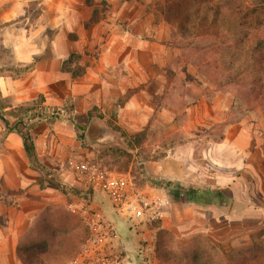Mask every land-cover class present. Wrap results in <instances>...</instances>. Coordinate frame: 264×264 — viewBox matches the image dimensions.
Returning a JSON list of instances; mask_svg holds the SVG:
<instances>
[{
	"label": "rangeland",
	"instance_id": "obj_1",
	"mask_svg": "<svg viewBox=\"0 0 264 264\" xmlns=\"http://www.w3.org/2000/svg\"><path fill=\"white\" fill-rule=\"evenodd\" d=\"M223 1L86 0L92 9L86 26L98 38L94 37L97 43L86 45L81 52L80 64L91 66L96 60L95 64L106 69L103 73V78L107 80L105 87H112V92L108 96V107L103 110L105 113L99 110L105 117L100 118L99 112L92 110L83 119L72 117L73 122L51 118L40 120L37 112L63 106L66 109L64 115L72 116L69 107L74 102L72 97L67 96L60 106H44V96V100L38 96L17 106L25 108L22 117L31 119L27 128L32 137L37 132H46L53 138L54 152H45L44 159L40 160L58 178L83 190L81 194L70 192V207L76 213L72 222L65 217L66 194L52 188L48 204L57 207L55 212L59 215V223H64L61 225L63 229L79 222L77 230L72 231L69 238L77 239L81 249L75 256L73 251H66L55 257H42L23 248L20 252V245L26 247L40 243L41 236L37 232L42 229V221H37L36 217L27 220L24 204L18 200V193H13L2 197L6 199V204L0 206V264H72L78 260L92 264H100L101 261L105 264H186L196 245L209 253L211 264H236L223 251L230 253L231 250L249 247L259 231L264 229V221L242 219L243 208L236 206L231 199L232 188L226 187L228 194L222 192L223 196L215 198L212 203L193 202L202 212L187 220V212L179 207V200L183 199L177 194L181 193L180 183L172 179L180 172L176 164L172 167L175 176L168 173L158 177L165 178L164 185L170 181L168 185L156 186L140 181L141 187H138L133 180L131 164L127 168V162L112 153L115 149L132 151L117 127L130 135L137 133L132 131L134 128L128 122L129 116L120 110L119 105L124 102L120 93L122 85L128 88L148 84L154 94L155 114L154 121L148 125L151 133L143 142L142 153L159 155L171 150V154L180 155L181 149L190 150L197 161L196 173L200 179L204 170L209 175L207 183L215 186L218 175L233 167L234 179H244L250 186L247 189L249 200L264 201V183L262 185L261 182V178L264 180V163H258L259 157L255 156L252 160L256 161L263 177L256 173L255 166L248 170L241 167L240 155L234 156L235 164L232 166H227L225 162L226 153L234 149L245 147L253 153L259 147L264 148V142L256 138L257 133L264 136V101L257 100L250 93L249 76L245 74V69L249 70L246 66L251 63L249 49L257 33L253 32L246 41H235L239 27L237 17L225 16L215 21L209 14L212 7ZM204 14L209 16L208 22L201 19ZM210 23L214 24L215 31ZM217 30L225 39L212 44ZM191 40L195 42L190 47L182 46ZM176 42H180L181 46ZM207 62L210 66L205 67ZM131 68L153 72L129 74ZM26 69L13 59L9 51L0 52V113L7 118L12 117L11 130L17 127L16 117L21 110L16 107L11 115L3 109L4 105L11 104L12 99L3 96L2 76L6 73L14 77L22 76ZM236 73H239L236 79L228 82ZM162 107L170 111L168 121L158 117ZM90 124L98 130L94 139L87 133ZM135 127L138 128L137 125ZM83 130L86 146L80 140ZM9 131L0 117L2 153ZM240 132L246 135L238 138ZM136 152L133 151V154ZM0 156L4 164L10 163L7 156ZM211 157L213 159L209 160ZM261 157L264 160V151ZM134 173L139 179L144 178L136 168ZM122 176L133 184L129 183V193L132 187L145 190H141L140 194L157 204L158 214L148 210L143 215H130L125 210L126 207L114 198L109 186L111 181ZM213 186L207 189L222 191ZM190 187L206 189L203 186ZM168 188L175 195L166 196ZM253 205H256L255 202ZM228 214L232 215V219L228 218ZM164 240L168 243V255L173 260L170 263L160 257L164 254ZM11 248L16 250L5 251ZM244 262L264 264V251L259 250L255 259Z\"/></svg>",
	"mask_w": 264,
	"mask_h": 264
},
{
	"label": "crops",
	"instance_id": "obj_2",
	"mask_svg": "<svg viewBox=\"0 0 264 264\" xmlns=\"http://www.w3.org/2000/svg\"><path fill=\"white\" fill-rule=\"evenodd\" d=\"M91 11V6L86 0H0V52L9 51L16 62L27 67L22 76L14 77L11 73L2 76L3 96L12 99L11 104L3 108L5 111L15 109L23 104V101L43 95L45 98L43 105L46 107L60 106L63 104L65 96L72 97L74 102L72 117L74 118L83 119L89 116V111L95 106L101 108L105 113V108L108 107V96L112 92V87H105L107 81L103 78V73L106 72L105 68L95 64L97 61L94 60L91 66L84 65L86 72L81 77H74L69 72L61 71L62 62L71 53H81L86 45L97 43L98 35L95 36L94 31H89L86 26ZM138 72L140 74L142 72L152 73L153 70L129 69V74ZM136 84L140 85L138 82ZM121 88L120 93L123 96L128 92L131 94L124 99L123 105H119L120 110L122 109L123 114L129 116L128 122L133 125V132L144 130L154 121L153 91L150 90L148 84L138 87L128 86V88L123 84ZM116 107L115 109H117ZM169 114L168 108L162 107L158 112V117L162 121H168ZM8 118L12 120L11 116ZM71 121L73 122V120ZM245 135V132H240L238 138ZM256 136L257 140L264 142L262 134L257 133ZM33 139L39 158L44 159V153L49 150L51 153L54 152L53 138L48 133L37 132ZM223 144L225 142L221 145ZM210 149L215 152L213 148ZM3 151V153L0 152V155L7 156L10 163L4 164L0 156V206L6 204V199H3V196L9 197L13 193H18L16 194L18 200L25 207L26 219H33L37 212L50 204L52 187L41 186L42 173L30 165L22 137L16 130L9 131ZM263 151L264 148L259 147L251 153L249 148L240 147L227 152L225 162L227 166H232L235 164L234 156L240 155L241 167L248 170L255 166L256 173L263 177L257 168L256 161L252 160L258 156V163L260 164L261 161L263 164L264 160L261 157ZM165 152L163 157L146 162V169L150 176L160 177L166 176L168 173L173 174L175 172L172 167L176 164L180 172L176 176L173 174L175 177L172 179L177 180L180 185L203 186L204 188L213 186L207 183L208 174L206 171L202 170V179L198 177L196 173L198 164L192 151L181 149L180 155L171 154V150ZM209 155L211 156L210 153ZM171 157L178 161H170ZM212 159V157L209 158V160ZM234 178L236 177L233 167L226 168L225 173L218 175L216 185L213 187L220 188L224 194H228L225 191L226 187L232 188L231 199L234 200L236 206L243 208L242 219L264 221V201L262 199L257 201L254 198L249 200L250 192L247 189L250 186L248 187L244 179ZM201 182L203 183L201 184ZM261 182L263 185V178H261ZM168 189V192L165 193L166 196L175 195L170 188ZM141 190L145 191L138 187L136 191L140 194ZM177 194L183 197L178 204L187 212L185 217L187 220L196 217L197 213L201 214V208L194 205L183 194ZM254 202L256 205H253ZM228 218L232 219V215L228 214ZM15 250L11 248L5 251L13 252ZM72 264L92 263L78 260ZM100 264L105 263L101 261Z\"/></svg>",
	"mask_w": 264,
	"mask_h": 264
},
{
	"label": "trees",
	"instance_id": "obj_3",
	"mask_svg": "<svg viewBox=\"0 0 264 264\" xmlns=\"http://www.w3.org/2000/svg\"><path fill=\"white\" fill-rule=\"evenodd\" d=\"M224 0L218 6L212 7L210 9L209 14L213 16L215 21L224 18L225 16L237 17L239 21L238 31L235 35V41H246V39L251 36L253 32H256L257 35L255 36L254 43L252 44L251 48L249 49L251 63H249L246 67L249 68L248 72L245 69V74L248 73L249 76V89L250 93L253 94L257 100L264 101V0ZM201 19L205 22L209 21V16L204 14L201 15ZM211 28L214 29V24L210 23ZM215 31V29H214ZM217 36L211 42L212 44H217L221 42V40L225 39L221 33V31H216ZM186 42V41H182ZM195 41H187L182 46L184 48L190 47ZM180 42H176L178 46ZM82 58L81 53L73 52L71 53L61 65V71L69 72L74 77H81L86 72V67L80 64V60ZM208 67L210 66V62L206 64ZM202 67V70L206 72ZM207 69V68H206ZM251 70V72H250ZM239 73H236L229 79L228 82H232L236 79L235 76H238ZM239 78V77H238ZM169 79V78H168ZM131 93L128 92L124 96V99L127 98ZM43 95H40L42 100ZM198 96V95H196ZM7 105H4L5 107ZM44 106L42 105V108ZM19 108V113L17 114V127H13L20 134L23 140L24 149L28 156L30 165L42 173L41 179V186L45 187H52L55 189L60 190L64 194L68 196V202L66 207V219L68 222H72L76 218V213L70 207L71 200L69 198L70 192H74L76 194L83 193L82 189L74 187L69 183L65 182L64 180L58 178L52 169H50L45 163H43L36 150V145L34 139L31 135L30 129L27 128V124L31 122V119L22 117V113L25 111L24 107H17ZM74 105L71 104L69 107V111L73 112ZM13 110V109H12ZM12 110L8 111L13 112ZM92 110L99 112V117H104L103 114L99 111L101 108L95 106ZM92 110L89 111V114L92 113ZM66 109L65 106L58 107V108H51L50 110L39 111L38 117L40 120L45 118L51 119H58V120H73L71 115L65 116ZM14 113V112H13ZM13 115L12 113H10ZM0 117L4 120L6 124V128H10V120L4 114L0 113ZM22 126V128H21ZM21 128V129H20ZM118 130L121 131L122 137L126 140L128 146L131 148L132 151L122 150V149H115L112 150L114 157H120L127 162V168L131 164L132 166V173H133V180L136 186L141 187L139 182L141 181L142 184L151 183L156 186H163V180L158 177H152L148 174L145 163L148 160H157L165 155L166 152L160 153L159 155H153L151 153H142L143 152V142L149 137V133H151V128L147 127L142 131H139L133 135H130L126 130L121 129V127H117ZM85 130H83L82 135L80 136L81 143L85 145ZM86 146V145H85ZM137 150L136 154H133V151ZM133 163V165H132ZM135 168L138 170V174H142L144 176L143 179H139L138 175H136ZM170 181H168L169 184ZM165 184V185H168ZM164 185V186H165ZM181 189V194H183L189 201L199 203V204H209L214 201L215 198L223 196L222 191L219 189L212 190V189H203L200 190L198 188L187 187L183 185H179ZM57 207L53 205H47L46 208L38 213L36 216V220L42 221V229L37 232L41 236L40 243H35V245H28L26 247H22L20 245V252H22V248L24 250L30 251L35 253L36 255L42 257H55L59 256L61 253L66 251H73L74 256L80 251L81 247L78 248L77 239L70 237L69 235L72 231H76L78 228V223L75 222L70 228H65L61 225L64 223H59V215L55 210ZM35 226H37L35 224ZM36 228V227H35ZM166 233V232H165ZM164 233V236H165ZM161 246V243H160ZM159 246V248H160ZM162 246L164 247V254H161L160 257L164 262L170 263L173 261L171 257L168 255L170 252L167 250L168 243L166 240L162 242ZM195 249L192 250L190 258L186 264H211V260L208 256L209 253L205 252L200 248L199 245L194 247ZM264 251V229L259 231V233L255 236L252 244L244 248L243 250H231L230 253L227 251H223L224 255L231 261H234L236 264H245L244 260L255 259L258 251Z\"/></svg>",
	"mask_w": 264,
	"mask_h": 264
},
{
	"label": "built area",
	"instance_id": "obj_4",
	"mask_svg": "<svg viewBox=\"0 0 264 264\" xmlns=\"http://www.w3.org/2000/svg\"><path fill=\"white\" fill-rule=\"evenodd\" d=\"M129 183L133 185L126 176H122L119 179L111 181L109 184L114 198L124 204L126 207L125 210L130 215H143L148 210H154L153 214H158V206L156 203L143 197L142 194L136 192V189L133 187L131 193L128 192V189L131 186Z\"/></svg>",
	"mask_w": 264,
	"mask_h": 264
},
{
	"label": "water",
	"instance_id": "obj_5",
	"mask_svg": "<svg viewBox=\"0 0 264 264\" xmlns=\"http://www.w3.org/2000/svg\"><path fill=\"white\" fill-rule=\"evenodd\" d=\"M87 133L91 139H94L98 135V130L94 124H90Z\"/></svg>",
	"mask_w": 264,
	"mask_h": 264
}]
</instances>
